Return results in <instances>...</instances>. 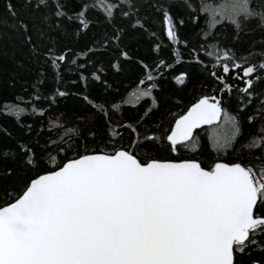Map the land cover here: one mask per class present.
I'll return each mask as SVG.
<instances>
[{
    "label": "snow or ice",
    "instance_id": "6c2138e0",
    "mask_svg": "<svg viewBox=\"0 0 264 264\" xmlns=\"http://www.w3.org/2000/svg\"><path fill=\"white\" fill-rule=\"evenodd\" d=\"M173 62L189 65L176 84L206 73L215 87L165 128L154 116ZM4 68L5 86L52 111L75 103L51 121L57 140L23 119V97L0 105V264H264V135L247 138L250 159L183 155L207 147L198 125L217 154L249 121L264 132V0H0ZM130 72L143 87L124 99Z\"/></svg>",
    "mask_w": 264,
    "mask_h": 264
},
{
    "label": "trees",
    "instance_id": "16d2710c",
    "mask_svg": "<svg viewBox=\"0 0 264 264\" xmlns=\"http://www.w3.org/2000/svg\"><path fill=\"white\" fill-rule=\"evenodd\" d=\"M218 35L221 37L222 40L224 39L230 40L232 36L231 29L228 27L227 24H225L221 28ZM160 39L163 40L165 46L169 44V42L166 39H164L163 35H160ZM176 47L179 46L175 45L172 48L173 55L175 53ZM141 51L143 55H148L149 48L146 41ZM163 58L168 59L167 47H165ZM173 63H174L173 69L163 70L164 79L161 80L160 82L163 84L165 90L164 100L161 106L159 107V109L155 111V116H154V122L156 121L161 122L165 128H168L171 125H173L175 123V119H177L180 115H183L187 111V109L191 106V104L195 103L196 99L199 98V96L214 95L212 89L213 87H215V85L212 82L204 78L206 76V73L196 74L185 86L176 84V82L172 79V76L178 74L179 71H183L189 68V65L185 62H173ZM4 71H7V68L0 69V72H4ZM138 76H139V72H130L128 74L127 79H125L121 84L120 91L123 93L124 99H128L129 94L132 91H134L137 87H143L142 85L139 84V81L137 79ZM4 79H6V77L0 75V105H3L5 103L20 102L21 97H23V104L25 106H29V112L24 114L23 119L30 121L33 127H36V122L39 121V123L43 125V128L40 130V133L38 134H43L45 138L51 135V138L53 140H57L59 137L55 134L56 128L51 124V121L53 119L60 121L63 116L70 113L75 101H73L71 98L68 99L62 98L58 103L53 102L52 108H54L55 111H52L49 109V105L45 103L44 100H36L35 98L29 99L28 92L31 91L30 89L26 88L24 92H20L17 89H13L11 87L5 86L3 84ZM74 80H75V76L70 75L69 79L63 86L66 88H74V85L72 83V81ZM49 86L55 88L59 85H55L53 82H50ZM45 95L50 97L51 94L45 93ZM146 104H150V98H142L139 104L123 105L124 115L128 117L136 116L139 112H141L142 108ZM34 106H43L46 109H48L46 115L34 113L32 110ZM259 107L260 105L259 103H257L255 106V110H259ZM67 120L71 121L70 115H67ZM0 121H2L5 124L12 125V120L7 117L0 116ZM62 126H63V131L60 133V135H63L64 132H66L68 128L72 127L73 125L71 123H68V124H63ZM210 127L211 126H207L195 131L200 136L201 146L204 147V144L207 143V147L204 149V151L203 152L197 151L196 153H193L191 150H185L183 155L185 156L199 155L202 159L205 160H208L209 157L215 159L217 158V156H219V158L225 160L226 162H235L237 158H240L241 160L250 159L251 154L249 149L246 147L247 138H249L253 134L257 137L264 135V132L260 131V123L258 118L256 121H249L245 125L244 138H241L234 145L233 148L227 149L222 153L217 154L216 151L211 148V141L208 139V133L210 131ZM41 144H43V140H41ZM161 155H167V153H161ZM172 155H176V154H172ZM12 194L14 195L15 193ZM4 199H6V197H4L2 193H0V203H2Z\"/></svg>",
    "mask_w": 264,
    "mask_h": 264
},
{
    "label": "water",
    "instance_id": "95a60500",
    "mask_svg": "<svg viewBox=\"0 0 264 264\" xmlns=\"http://www.w3.org/2000/svg\"><path fill=\"white\" fill-rule=\"evenodd\" d=\"M214 123H218V121L217 122H214ZM207 126H210V125H207V124H205V125H198L197 128L194 129V131H197L198 129H201V128H204V127H207Z\"/></svg>",
    "mask_w": 264,
    "mask_h": 264
}]
</instances>
